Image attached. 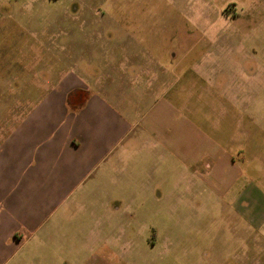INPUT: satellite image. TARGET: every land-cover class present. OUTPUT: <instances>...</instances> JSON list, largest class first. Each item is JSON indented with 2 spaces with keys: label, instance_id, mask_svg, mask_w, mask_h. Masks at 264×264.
<instances>
[{
  "label": "rangeland",
  "instance_id": "1",
  "mask_svg": "<svg viewBox=\"0 0 264 264\" xmlns=\"http://www.w3.org/2000/svg\"><path fill=\"white\" fill-rule=\"evenodd\" d=\"M117 68L132 86L159 73L166 86L176 81L172 101L182 100L189 119L260 175L264 0H0L1 100L6 86H40L42 74L53 87L70 72L87 81L93 69L103 77ZM134 69L144 76L134 78ZM205 190L168 200L164 185L142 186L134 202L82 196L68 209L82 227L99 218L111 230L130 229L122 264H264V246L248 247L256 230L236 219L229 196Z\"/></svg>",
  "mask_w": 264,
  "mask_h": 264
},
{
  "label": "crops",
  "instance_id": "2",
  "mask_svg": "<svg viewBox=\"0 0 264 264\" xmlns=\"http://www.w3.org/2000/svg\"><path fill=\"white\" fill-rule=\"evenodd\" d=\"M91 72L87 81L70 72L57 85L43 86L42 74L40 86L4 88L0 264H122V238L130 229L111 230L99 218L95 227L79 226V213L68 204L77 198L75 203H82V196L134 202L139 188L154 185H164L168 200L190 192L202 196L205 188L228 195L236 219L257 232L248 247H263L264 165L255 175L253 166L235 159L230 143L221 145L189 119L183 101L174 103L168 96L176 81L166 86L159 73L132 86L124 69L103 77L98 69ZM140 72L130 73L135 78ZM141 155L149 157L146 162ZM83 215L90 220L92 210Z\"/></svg>",
  "mask_w": 264,
  "mask_h": 264
}]
</instances>
